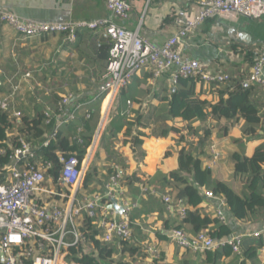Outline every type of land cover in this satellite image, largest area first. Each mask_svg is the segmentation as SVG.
Returning a JSON list of instances; mask_svg holds the SVG:
<instances>
[{"label": "crops", "instance_id": "1", "mask_svg": "<svg viewBox=\"0 0 264 264\" xmlns=\"http://www.w3.org/2000/svg\"><path fill=\"white\" fill-rule=\"evenodd\" d=\"M106 1L0 0V10L7 9L25 20L40 23L90 22L111 18ZM127 1L132 6L131 18L126 23L120 21L117 23L131 32H138L152 44L163 46L178 31L172 13L180 9L185 11L188 18L196 17L200 13L203 0ZM263 43L264 17L249 19L243 16H219L207 20L196 29L182 43L180 51L187 58L205 64L212 73H227L234 79H241L247 86L251 64L245 61L244 49L259 48ZM109 44L111 41L103 29L80 31L74 42L69 41L66 34L25 40L12 28L0 23V95L6 87L20 86L14 97L12 109L20 112L21 118L28 116L32 119L39 115L36 112L37 108L39 109L38 106L43 105L45 101L44 110L41 112L45 115L48 108L49 124L43 125L45 134L48 129V137H51L59 127L56 106L63 96L72 94L76 98L80 97L84 107L76 112V121L59 128L57 136L60 132L66 133L72 129L81 134L83 132V127H79L81 119L88 118V110L94 112L100 105L98 128L93 135V141L99 131L102 133L98 141L91 191L105 189L108 177L107 174H101L100 170L106 164L120 165L125 169L126 176L137 175L136 178L143 180V183L135 182L128 187L130 198L135 205L131 214L135 217L134 244H131L130 248H122L119 243L114 244L116 252L110 259V264H238L239 259L235 255L212 262L206 252L200 254L181 250L169 241L168 231L178 227L182 219L178 209L174 205H167L164 197L170 195L176 198L178 190L177 187L163 186V178L158 174L166 175L169 179L170 174L180 167L181 151H192V154L201 160L203 167L211 170L213 181L228 184L242 196L246 192L247 178L235 174L234 156L239 154L253 157L256 149L264 144V132H260L256 139L246 141L243 134L245 124L243 119L215 120L210 115L211 109H208V116L202 121H194L191 124L182 119L167 121V125L178 129V132H170L167 137H160L158 124L161 122L158 117L164 116L166 106L163 98L169 91L174 90V85L169 73L159 80H154L152 73L144 71L136 76L132 83V94L137 102L127 109L130 113L128 118L132 122L137 113L143 117L144 126H135L133 131L144 134L141 136L144 157H140L141 163L136 162L134 151L130 147L131 139L126 136V128L115 134L109 130V121L103 125L106 107L101 98L98 99L97 88L107 68ZM104 46L106 47L104 52L100 51ZM37 51H47L48 60L42 56L36 57ZM29 73L31 76L26 77ZM225 89L226 87L219 90L214 84L207 85L200 81L196 85L197 95L202 100L210 101L212 105L221 100L222 91L225 93L223 98L228 97ZM257 90L255 101L261 105L264 115V94L260 92L262 89ZM30 102L32 105H29ZM27 107L30 109L24 110ZM113 115L114 118L118 116L114 108L110 111L109 118ZM15 125H18V129ZM15 125L12 126V133L14 137L20 138L22 136L20 125L19 123ZM190 126L192 131L189 130ZM206 130H210V137L207 141L201 142L199 139ZM153 185L160 189L155 190ZM210 192L211 189L207 188L200 190L204 200L198 208L202 216L216 218L215 213L221 208L223 198L209 197ZM223 208L232 235H249L264 229V219L258 222L251 219L238 221L231 216L227 205ZM210 229H216L215 225L212 224ZM184 230L192 234L190 225H186ZM258 240L245 238L243 250L250 247L258 248L257 257L247 260L246 264H264V246L260 247ZM146 245H154L160 250L159 260L150 257L146 252Z\"/></svg>", "mask_w": 264, "mask_h": 264}, {"label": "built area", "instance_id": "2", "mask_svg": "<svg viewBox=\"0 0 264 264\" xmlns=\"http://www.w3.org/2000/svg\"><path fill=\"white\" fill-rule=\"evenodd\" d=\"M106 7L111 18L75 23H40L25 20L7 9L0 10V23L12 28L25 40L66 34L69 41L74 42L80 31L104 30L112 48L106 72L97 88L98 99L101 98L104 106L107 103L103 125L113 120L114 115L109 118V114L115 106L118 114L117 99L120 93L144 71L152 73L154 80L169 73L174 86L180 76L199 77L200 82L207 85L227 81L228 76L222 72L212 73L202 62L184 56L180 51L182 43L209 19L219 16H243L249 19L264 17V0H203L196 17L188 18L185 11L175 10L172 17L178 28L177 33L165 45L156 46L138 32H131L117 23H126L131 18L132 6L127 0H107ZM256 54L247 85L264 90V43ZM30 76V73L26 75ZM19 88V85H12L9 94L0 95V112L11 114L12 126L21 120V113L12 109ZM128 105L132 106L133 103L128 101ZM83 107L80 97L67 94L56 106L59 127L51 137H48L46 131L40 143L28 142L22 136L19 138V146H15L11 140L7 142L11 152L10 163L0 167V264H80L76 259L84 254L98 258L95 243L88 236L91 231L86 226L87 219L91 220V225L98 231L96 240L102 243L132 240L131 214L135 205L128 192L129 177L125 175V169L115 164L104 165L100 170L101 174H107L108 177L104 190L91 191L92 186L84 185L86 175L96 163L102 132L99 131L92 141L83 160L78 155L58 151L56 165L44 156V149L57 138L59 128L76 121L75 114ZM126 115L130 117L129 112ZM45 116V124L48 125V108ZM15 127L18 129V125ZM12 130L11 127L8 133L10 137H14ZM7 152L6 148L0 147V157L6 156ZM134 156L136 162H142L136 153ZM208 196L215 197L211 192ZM114 200L123 207L122 213L113 209ZM164 201L178 209L182 220L186 218L188 207L185 200L165 195ZM221 205L226 206L224 199ZM222 206L215 216L221 222L228 223ZM262 236L264 229L221 240L210 238L207 231L197 236L183 229H172L167 233L169 241L181 250L200 254L226 247L231 248L234 254H240L244 238L258 239ZM73 249L79 252L75 256ZM146 252L151 258L159 260L160 250L156 246L146 245Z\"/></svg>", "mask_w": 264, "mask_h": 264}, {"label": "trees", "instance_id": "3", "mask_svg": "<svg viewBox=\"0 0 264 264\" xmlns=\"http://www.w3.org/2000/svg\"><path fill=\"white\" fill-rule=\"evenodd\" d=\"M105 48L106 47L104 46L100 51L104 52ZM108 48V53L110 54L112 43L109 44ZM259 48H245V61L250 62L252 65L257 56L256 51ZM224 74L228 76V80L222 83L214 84V86L219 88V90L226 87L225 91L228 97L226 99L223 98L225 93L222 91L221 100L213 105L210 101L202 100L197 95L196 85L200 81L199 77L185 78L180 76L177 80V84L174 86V90L169 91L168 95L163 98L166 106L164 116L158 117V120L161 122L158 124L160 137H167L170 132H178V129L167 125V121L182 119L189 124L194 121H202L207 118L208 109H211L210 115L215 120L225 119L228 121H236L238 119H243L245 121L243 134L246 141L254 140L259 137V133L264 132V115L262 114L261 105L259 106L258 103H256V99L254 97L258 93V88L251 85L246 86L241 79H234L233 76L227 73ZM132 85L133 84L123 90L118 96V116L111 121L109 130L118 134L126 128V136L131 139V147L134 153H136L139 157H144V153L141 150V145L143 143L141 136L144 134H142V132H133L135 126H144L142 123L143 117L137 113L134 117V121L132 122L126 115L129 111L127 109L131 108V106L128 105V101H131L132 103L137 102L132 94ZM260 92L264 94V90H261ZM99 107L100 105L96 107L94 112L91 111L92 113L89 118L84 117V119H81L79 124V127H83V132L81 134H79L75 129L66 133L60 132L56 140L51 143L49 148L44 149L45 158L51 160L57 165V152L63 151L69 155H78L80 160H83L87 153V149L93 141V135L98 128L97 120L99 116L98 114H100ZM10 117L11 114L0 112V147H4L8 151L6 156L0 157V167H4L10 163L11 152L9 151L7 142L11 140L15 146L20 145L19 138L10 137L8 135L9 129L12 127ZM45 120L46 116L43 112H39V115L32 119L28 116L21 118L19 121V129L21 130L22 137H25L28 142H42L45 134V126H43L45 124ZM189 128L190 131L193 130L192 126ZM210 134V130H206L204 135L201 136L199 140L201 142L207 141ZM80 140H82L83 145H81ZM234 162L235 174L247 178L246 192L242 196L237 194L228 184L213 181L211 170L204 168L201 160L195 157L192 154V151H181L180 167L177 171L170 174L169 179L166 175L161 173L158 174L159 177L163 178V186L177 187L178 193L176 195V199L185 200L186 205L190 208L188 209L186 218L182 220V223L173 229L184 230L186 225H190L192 228V234L190 233L191 235L197 236L203 231H207L209 237L214 240H221L232 235V229L229 223H223L218 218H211L208 215H201L198 206L204 200V196L200 193L202 188L211 189L213 196L223 198L230 210L231 216L235 220L242 221L251 219L258 222L264 219V217H260L264 216V144L256 149L255 154L251 158L246 157L245 155L236 154L234 156ZM94 169L95 168L93 167L86 175L84 181L85 187H88L93 182L92 176ZM57 174L58 172L56 171L55 175L57 176ZM127 180L129 182V186L134 185L135 182L143 183L140 179L136 178V176L129 177ZM153 186L155 190L160 189V187H157L156 185ZM131 220L133 222L135 217L131 216ZM212 224L215 225L216 229H210ZM86 226L88 227V230L91 231L88 236L95 243L99 256L98 258H92L91 256L84 254L76 259V261L80 264H110L109 261L116 252L114 244L119 243L122 248H130V245L134 244V222L132 225V240L129 242L117 240L114 244H105L96 240L98 231L91 225L90 219L86 220ZM258 239V245L260 247L264 246V236ZM72 252L75 256L78 251L73 249ZM206 254L208 259L212 260V262H216L222 257L235 255L237 259H239L238 264H246L247 260H252L257 257L258 248L250 247L246 250H243L242 248L240 254H234L231 248L226 247L215 252L206 251Z\"/></svg>", "mask_w": 264, "mask_h": 264}, {"label": "rangeland", "instance_id": "4", "mask_svg": "<svg viewBox=\"0 0 264 264\" xmlns=\"http://www.w3.org/2000/svg\"><path fill=\"white\" fill-rule=\"evenodd\" d=\"M37 56H42V58L45 57V58H46L45 60H48V58H47V57H48V55H47V51H46V52H40V51H37V52H36V57H37ZM42 79H45V78H42ZM45 80H46V79H45ZM44 84H45V83H44ZM43 86L46 87L45 85H43ZM44 87H43V88H44ZM11 89H12V88L6 87V88H4V92H2L1 94H2V95L9 94V93L11 92ZM46 104H48V101L46 102ZM29 105H32L31 102L29 103ZM38 107H39V109H38L37 107H35V108H37V111H36V112L39 113V112H41L42 110H44V107H45V101H44V104H43V105L40 104ZM105 107H107V103L105 104ZM115 108H117V106H115ZM115 108H114V109H115ZM29 109H30V108L27 107V108L24 109V110L28 111ZM31 109H33V107H32ZM114 112H115V111H114ZM114 115H115V114H114ZM15 138H16V137H15ZM13 139H14V138H13ZM13 139H12V140H13Z\"/></svg>", "mask_w": 264, "mask_h": 264}, {"label": "water", "instance_id": "5", "mask_svg": "<svg viewBox=\"0 0 264 264\" xmlns=\"http://www.w3.org/2000/svg\"><path fill=\"white\" fill-rule=\"evenodd\" d=\"M112 207L118 213H122L124 211L123 207L119 204L117 200L112 201Z\"/></svg>", "mask_w": 264, "mask_h": 264}]
</instances>
